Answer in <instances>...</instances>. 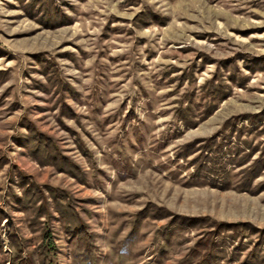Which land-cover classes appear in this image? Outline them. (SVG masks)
Segmentation results:
<instances>
[{"label": "rangeland", "instance_id": "1", "mask_svg": "<svg viewBox=\"0 0 264 264\" xmlns=\"http://www.w3.org/2000/svg\"><path fill=\"white\" fill-rule=\"evenodd\" d=\"M0 264H264V0H0Z\"/></svg>", "mask_w": 264, "mask_h": 264}]
</instances>
